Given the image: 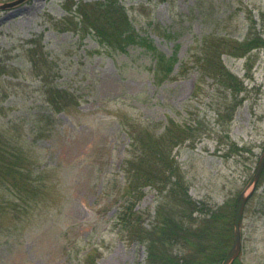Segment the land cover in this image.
Instances as JSON below:
<instances>
[{"label": "rangeland", "instance_id": "obj_1", "mask_svg": "<svg viewBox=\"0 0 264 264\" xmlns=\"http://www.w3.org/2000/svg\"><path fill=\"white\" fill-rule=\"evenodd\" d=\"M108 1L137 35L122 49L91 26L109 28ZM253 36L256 48L234 50ZM157 54L175 59L160 80ZM44 86L76 103L54 111ZM263 147L264 0L0 9V150L15 164L0 161V264H221ZM130 160L145 178L121 224ZM231 264H264V171Z\"/></svg>", "mask_w": 264, "mask_h": 264}, {"label": "trees", "instance_id": "obj_2", "mask_svg": "<svg viewBox=\"0 0 264 264\" xmlns=\"http://www.w3.org/2000/svg\"><path fill=\"white\" fill-rule=\"evenodd\" d=\"M99 8H102L104 10V13L102 15V19L107 27H102L103 25H96L91 24V26L94 29V34H96V39L101 45L111 44V46L114 44L119 49H122V45L126 43L135 42L137 39V35L133 32V26L131 25L129 19L127 18V14L124 10V8L117 4L115 1H108L107 3H99ZM81 14V13H79ZM115 16H120L119 19H117ZM82 20L83 22L91 23L89 21H97L96 19L90 18L84 13H82ZM102 24V23H101ZM261 42L260 37H250L247 40H245L243 43H240L235 46L234 50L236 51H243L244 53L251 51L253 48H256L258 46V43ZM30 55V53H29ZM33 57V55L31 56ZM174 58H167V60L164 59V57L161 54H157L156 57V63L155 67L153 69L154 78L156 80H160V76L163 72H165V77L169 76V74L172 71V64L174 62ZM33 67H36L38 63L31 60L30 61ZM37 75L41 78L45 76V73L42 70H38ZM230 76V75H229ZM231 79H233L232 76H230ZM235 83V81L233 82ZM43 96H44V102L48 104V106H51L54 111H60L67 106V104H64V101H68L72 103H76L75 100L71 99L68 100V98L73 96L68 91L64 90H58L56 88H47L44 86L43 90ZM2 150L3 147H1ZM2 150H0V161L2 162L1 165L5 166L7 164V169L12 170L13 167H15L14 163H11L9 160L6 162L5 158H2ZM143 158H140V161ZM138 164L134 165L133 160L128 161V185L126 186V196L128 197L126 200V204L123 206V209H121V212L118 214L119 223L121 221V224L125 221L126 215L128 212L131 211L133 208L134 203L132 202L136 195H138L140 192L138 191L141 186L139 183L140 181H143L145 178L144 172L142 173L140 171V168L137 166ZM147 174V173H146ZM122 207V206H121ZM130 216L128 218L129 222ZM127 221V220H126ZM224 256H221L223 258ZM222 260V259H221Z\"/></svg>", "mask_w": 264, "mask_h": 264}, {"label": "water", "instance_id": "obj_3", "mask_svg": "<svg viewBox=\"0 0 264 264\" xmlns=\"http://www.w3.org/2000/svg\"><path fill=\"white\" fill-rule=\"evenodd\" d=\"M24 1L25 0H15L13 2L4 3L0 5V9L11 8L21 4ZM263 169H264V147H263L262 155L254 170L253 176L251 177L248 184V186L249 187L251 186L252 189L248 193H246L245 191L240 193L235 201L234 215H233V232H234L233 243L221 264H231L232 261L239 255L241 251V221H242L243 210L247 200L252 195V192L255 189V186L258 182V179Z\"/></svg>", "mask_w": 264, "mask_h": 264}]
</instances>
